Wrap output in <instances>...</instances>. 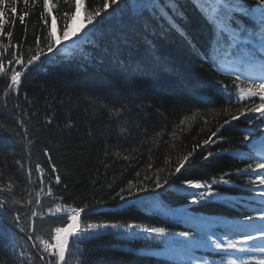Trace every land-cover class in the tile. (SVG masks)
Returning a JSON list of instances; mask_svg holds the SVG:
<instances>
[{"label":"snow or ice","instance_id":"obj_1","mask_svg":"<svg viewBox=\"0 0 264 264\" xmlns=\"http://www.w3.org/2000/svg\"><path fill=\"white\" fill-rule=\"evenodd\" d=\"M22 3L25 10L21 12V0H0V83L3 84L0 107L7 108L11 96L19 99L24 95L25 102L31 103L26 93L21 91L24 81L33 70L42 68L51 56L57 55L62 47H67L69 41L95 47L102 45L103 38L107 37L119 52L121 47L140 36L151 51L147 33L167 36L176 31L192 47L194 54L215 72L228 76L229 80L216 81V92L225 100L224 107L217 110L212 97L200 96L199 106L190 109L191 115L185 114L171 131L162 128L151 137V143L165 150L163 166L153 167L148 163L144 175L137 171L133 179L118 187L109 197L110 201L145 206L153 215L174 219L185 226L184 230L176 231L167 222L156 226L134 220L85 222L82 226V214L89 217L105 207L107 202L101 198L82 206L59 203L54 208H47L48 216L55 217L62 226L54 227L49 231L48 238H44L37 225L38 220L43 223L45 219L41 200H29L24 204L15 198L16 185L0 183V214L15 211L11 216L12 224L29 244L27 250L19 246L15 259L22 264H68L74 245H83L98 239L101 233H109L129 240L143 237L147 244L146 255L170 260L180 257V264H264V74L254 73L257 67L264 69V0H196L197 11L210 30L206 51L200 50L187 32L179 0H102L96 7L91 4L85 7V0H22ZM37 4L40 5L41 32L34 35L32 43L25 49L23 41L13 42L14 28L19 22L26 29L27 18L31 15L28 9ZM58 4L66 5L67 10L61 12ZM82 7L81 27L74 29ZM57 19L61 21L59 36L55 23ZM160 21L168 24L167 31L157 32ZM106 22L107 29L100 40L86 39L94 36ZM26 39L25 35L23 40ZM74 54L87 58L82 46ZM202 107L222 119H218L215 125L204 119L189 148L181 137L192 131V124L198 123V118L205 116ZM13 108L17 110L14 113L16 123L23 129V135L15 128L6 130L26 147H31L34 141L29 138L27 117L35 113H29L19 103ZM150 108V102H135L129 96L118 99L107 110L117 118L115 123L123 125L121 132L130 134L133 129L128 128L129 114L133 109L146 113ZM241 120L246 126L241 129L238 143L248 150L222 147L232 143L225 132ZM44 123L51 125L53 118L49 116ZM72 126L69 123V127ZM0 129H5V125L0 124ZM204 133H207L206 138L198 139ZM144 137L148 139L147 133ZM220 155L243 162V167L221 169L218 175L206 178L191 175L193 170L206 167L210 158ZM43 156L45 164L36 162L33 166L31 153L27 161L18 160L17 164L26 171L28 183L38 185L40 191L47 186L49 197L63 201L62 192L58 195L53 193V185H62V177L52 162L49 147L43 148ZM240 177H243V183L237 184L234 178ZM223 187L240 188L248 195H226L221 191ZM166 192L183 194L185 203L179 206L168 204L161 199ZM217 203L240 211V217L228 219L216 213L203 215L198 211ZM10 204L18 207H10ZM25 208L26 212L23 211ZM255 241L260 243L254 245ZM77 251L80 252V249ZM198 252L203 254L197 255Z\"/></svg>","mask_w":264,"mask_h":264},{"label":"trees","instance_id":"obj_2","mask_svg":"<svg viewBox=\"0 0 264 264\" xmlns=\"http://www.w3.org/2000/svg\"><path fill=\"white\" fill-rule=\"evenodd\" d=\"M101 3L102 0H85V7L89 4L96 7ZM179 4L186 18L184 25L193 43L199 45L200 50L206 51L210 30L197 11L196 0H179ZM57 7L61 12L67 10L66 5L58 4ZM24 10L21 0L20 11ZM28 10L31 15L27 18L26 29L17 22L13 36V42L23 41L25 49L32 43L34 35L41 32L40 5L37 4ZM83 14L82 7L80 19L73 25L74 29H80ZM55 15L53 12V16ZM55 23L59 36L61 21L57 19ZM106 29L107 22L101 29L96 30L94 36L86 39L100 40ZM167 29L168 24L160 21L157 32ZM25 35L26 41L23 40ZM146 36L151 42V51L146 48L144 38L140 36L131 44L121 47L119 52H116L107 37L103 38L102 45L95 47L83 42L79 45L72 44L69 41L67 47H62L57 55L51 56L42 68L33 70L24 81L21 91L26 93L27 100L31 103L25 102L24 95L19 99L11 96L8 107H0V124L5 125V129H0V183L5 186L8 183L16 185L15 198L24 204L29 200H41L45 219L43 223L38 220L37 225L44 238H48L49 231L54 227L62 226L55 217L48 216L47 208H54L59 203L82 206L95 203L101 198L107 202L105 207L89 217H83L82 214V226L85 222L134 220L156 226H163L167 222L168 226L176 231L185 229V226L172 218L153 215L145 206L132 202L123 204L110 201L109 197L118 187L133 179L137 171L144 175L148 163L153 167L163 166L165 150L151 143V137L162 128L171 131L180 118L185 114L191 115L190 109L199 106L200 96L212 97L217 110L224 107L225 100L216 92V81L223 79L227 82L229 77L215 72L203 62L176 31L167 36L153 35L151 32ZM81 46L87 58L74 54ZM254 73L261 75L264 69L257 67ZM2 88L3 84L0 83V89ZM129 96L135 102H150L151 108L146 113L133 109L128 120V128L133 131L125 134L121 132L123 125L115 123L117 118L111 116L107 109L118 99ZM16 103L29 113H35L27 117L29 138L34 141L31 147H26L19 138L9 135L6 130L15 128L23 135V129L16 123L17 117L14 114L17 111L13 108ZM201 111L206 113L205 116L198 118V123L192 124V131L181 137L189 148L193 143L192 138L200 132L204 119L211 125L222 119L215 113L207 112L206 108L202 107ZM49 116L53 118L51 125L44 123ZM69 123L73 126L69 127ZM245 126L243 120L235 122L225 132L232 143L222 147L247 151V148L238 143L241 129ZM145 133L148 135L147 140ZM206 136L207 133L201 134L198 139H204ZM45 146L49 147L52 162L56 164L62 177V185H53V193L58 195L62 192L65 197L63 201L49 197L47 186L44 191H40L38 185L28 183L26 171L17 164L18 160L27 161L29 153L33 166L36 162L45 164ZM237 166L243 167V162L228 155H220L210 158L206 167L193 170L191 175L195 178H206L209 175H218L221 169L229 170ZM234 180L237 184L243 183V177ZM221 191L236 197L248 195L240 188L223 187ZM161 199L174 206L185 203L183 194L176 192L163 193ZM10 207L18 206L10 204ZM23 211L26 212L27 208ZM198 211L203 215L216 213L228 219H236L241 215L240 211L226 208L222 203L209 205ZM14 214L15 211L4 212L3 218L0 219V264H22L20 260L15 259V254L20 251L19 246L25 250L29 248L23 234L18 233L12 224L11 216ZM259 243L260 241L253 242L254 245ZM146 248L143 237L129 240L120 235L101 233L98 239H92L83 245H74L73 255L68 257V264H165V261L167 264H180V257L170 260L166 257L146 255ZM153 248H156L155 244ZM77 249H80V252Z\"/></svg>","mask_w":264,"mask_h":264},{"label":"water","instance_id":"obj_3","mask_svg":"<svg viewBox=\"0 0 264 264\" xmlns=\"http://www.w3.org/2000/svg\"><path fill=\"white\" fill-rule=\"evenodd\" d=\"M0 217H1V214H0Z\"/></svg>","mask_w":264,"mask_h":264},{"label":"rangeland","instance_id":"obj_4","mask_svg":"<svg viewBox=\"0 0 264 264\" xmlns=\"http://www.w3.org/2000/svg\"><path fill=\"white\" fill-rule=\"evenodd\" d=\"M217 260H219V259H217Z\"/></svg>","mask_w":264,"mask_h":264}]
</instances>
